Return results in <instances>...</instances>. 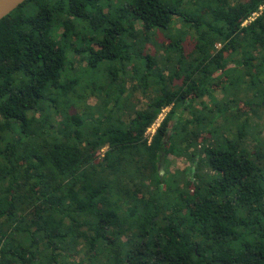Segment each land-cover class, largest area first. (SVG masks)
<instances>
[{
    "label": "trees",
    "instance_id": "obj_1",
    "mask_svg": "<svg viewBox=\"0 0 264 264\" xmlns=\"http://www.w3.org/2000/svg\"><path fill=\"white\" fill-rule=\"evenodd\" d=\"M262 6L25 0L3 17L0 264H264Z\"/></svg>",
    "mask_w": 264,
    "mask_h": 264
},
{
    "label": "rangeland",
    "instance_id": "obj_2",
    "mask_svg": "<svg viewBox=\"0 0 264 264\" xmlns=\"http://www.w3.org/2000/svg\"><path fill=\"white\" fill-rule=\"evenodd\" d=\"M160 37V36H159ZM158 42H161V43H165L166 41L164 40V38H162V36H161V38H159L158 39ZM150 46H153L152 44H151V42L150 43H148L147 45H146V47H150ZM190 49H191V45L190 44H186V46H185V50L186 51H190ZM257 119H259V120H262V119H264V111H263V109H261V110H259L258 111V114H257V116H256V121H257ZM254 131H252V136L253 137H255V136H257L258 134L257 133H259L260 132V128H259V126H257V125H254ZM257 134V135H256ZM263 134V136H264V132H261V135ZM258 142H259V140H258ZM258 142H257V144H258ZM176 164H172L171 165V168H175V167H183V163L179 160V159H176V162H175Z\"/></svg>",
    "mask_w": 264,
    "mask_h": 264
},
{
    "label": "water",
    "instance_id": "obj_3",
    "mask_svg": "<svg viewBox=\"0 0 264 264\" xmlns=\"http://www.w3.org/2000/svg\"><path fill=\"white\" fill-rule=\"evenodd\" d=\"M25 0H0V20Z\"/></svg>",
    "mask_w": 264,
    "mask_h": 264
},
{
    "label": "built area",
    "instance_id": "obj_4",
    "mask_svg": "<svg viewBox=\"0 0 264 264\" xmlns=\"http://www.w3.org/2000/svg\"><path fill=\"white\" fill-rule=\"evenodd\" d=\"M260 9H264V6L260 7ZM162 119V114L155 120V122L148 128L147 130V135L150 136L153 134V132L155 131L156 127L158 126L160 120Z\"/></svg>",
    "mask_w": 264,
    "mask_h": 264
}]
</instances>
